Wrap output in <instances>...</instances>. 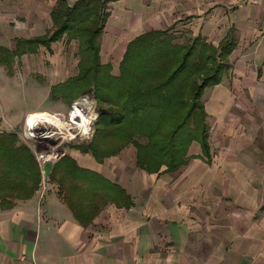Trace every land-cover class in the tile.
Instances as JSON below:
<instances>
[{"label":"crops","instance_id":"1","mask_svg":"<svg viewBox=\"0 0 264 264\" xmlns=\"http://www.w3.org/2000/svg\"><path fill=\"white\" fill-rule=\"evenodd\" d=\"M57 1L0 0V44L13 49L20 37L48 34ZM109 13L100 57L116 71L130 40L150 30L168 29L175 43L195 36L215 46L233 41L220 83L201 94L209 156L195 141L182 166L148 173L134 146L101 163L63 149L126 191L130 204L96 198L92 218L80 221L48 174L31 197L0 205V264H264V0H119ZM58 42L19 56L23 70L43 75L48 92L78 74V62L55 64ZM1 101L0 134L18 132L26 118L32 126L61 121L46 110H25L21 121L6 117Z\"/></svg>","mask_w":264,"mask_h":264},{"label":"trees","instance_id":"2","mask_svg":"<svg viewBox=\"0 0 264 264\" xmlns=\"http://www.w3.org/2000/svg\"><path fill=\"white\" fill-rule=\"evenodd\" d=\"M119 0H58L50 11L52 30L43 36L20 37L13 49L0 44V65L13 72L16 58L34 54L40 47L64 39L78 43L76 76L51 85L54 100L74 103V113L84 118L91 107L90 95L99 106L94 133L77 149L103 162L134 145L138 165L148 173L174 171L186 163L192 142L208 157L206 113L201 94L221 80L233 41L225 37L218 45L200 36L175 43L168 29L141 33L127 44L117 71L100 57V37L109 16L110 3ZM141 139V140H140ZM50 181L59 186L76 218L91 219L102 203L130 204L121 187L66 154L55 162ZM42 181L41 166L18 132L0 134V205L31 197ZM101 203V204H102ZM95 207L90 213L85 209ZM97 207V208H96Z\"/></svg>","mask_w":264,"mask_h":264},{"label":"rangeland","instance_id":"3","mask_svg":"<svg viewBox=\"0 0 264 264\" xmlns=\"http://www.w3.org/2000/svg\"><path fill=\"white\" fill-rule=\"evenodd\" d=\"M57 44H59V48L58 49L55 48V50L56 52L61 51V53L58 54L59 60L55 64L61 68L64 67V64L75 67L79 60L78 48L76 46L73 47L71 43L70 44L66 43L64 40L59 41ZM40 55L41 54H39L37 57L40 58L41 57ZM29 58H30V63H32V59H31L32 57ZM25 64H26L25 57H23V59L19 58L18 60H15L13 66V73L21 74L22 76L20 78L17 77L11 78L10 76H8V74H6L5 68L0 65V97L2 99L1 101L3 107L2 110L5 116L14 117L16 120L21 121L22 118L19 117V114H21V112L25 110L27 111L46 110L51 115L54 114L53 112L60 113L62 116L65 117L64 118L65 120H63L58 116L56 117L55 115H53L61 120L60 123L42 122L41 124H43L42 127L44 129L53 130L62 133V135H60L59 137L55 136V138L54 139L52 138L51 140L45 139L39 142L37 140L36 142L29 141L28 138L24 137V135L27 136V132L25 130L23 131L25 126V122L23 121L22 126L18 131L20 140L31 146L33 152L35 150L34 152L35 159H36V151L46 152V150H50V151L53 150L52 156L55 157L52 159V163L59 161V159L62 158V156L68 154L67 152L66 153L61 152L63 149L66 151L67 149L73 148L80 152L81 150L77 149L76 146H78L80 143L89 142L90 139L92 138V135L94 133V124L96 122V119L98 117L97 114L100 109L99 106L97 105V101H95L94 99V92L86 93L90 95L91 99L90 101H86L85 104L87 103L92 104L86 114L87 117L90 118L88 120L84 118L80 119L77 113L76 114L74 113L75 102H73L72 104L66 103L65 101L63 102L62 100H57L58 102H56L50 95V89L48 92V89L46 87L47 83L44 80H42L44 78L43 75L41 73H38L35 67L34 68L31 67L30 69L28 68L27 70H23L21 67L22 65ZM40 65H42L43 68H45L46 67L45 61L42 60L40 62ZM112 71L113 73L118 72L116 71V68ZM91 115H93L94 117L92 118ZM23 137L25 139H23ZM129 146H134V145L131 144ZM90 156L92 157L91 154ZM189 157L190 156H188V159ZM37 161L39 163V160ZM138 167L142 169L139 165ZM41 175L42 178H44L43 167H41Z\"/></svg>","mask_w":264,"mask_h":264},{"label":"built area","instance_id":"4","mask_svg":"<svg viewBox=\"0 0 264 264\" xmlns=\"http://www.w3.org/2000/svg\"><path fill=\"white\" fill-rule=\"evenodd\" d=\"M53 115L58 116V117L62 118L63 120H65L62 116H60V115H58L56 113H54ZM37 125L40 126V130H36V126L35 127L33 126L31 128L29 126V124L27 123V120H25V126H24L23 131L25 130L27 132V136L24 135V137L28 138L29 141L36 142V140H37L39 142V141H43L45 139L51 140L52 138L54 139L55 136L59 137L60 135H62V133H59V132H56V131H53V130H49V129H47V130L44 129L42 127L43 124H41V123H38ZM31 132H34V133L38 132L39 136H36V138H35V137H33L31 135L32 134ZM24 137H23V139H25ZM34 152H35V150H34ZM52 152H53V150H51V151L50 150H46V152H38V151H36V159L39 160V164H40L41 167H43L44 163L47 162V161L52 162V159L55 157V156H52Z\"/></svg>","mask_w":264,"mask_h":264},{"label":"water","instance_id":"5","mask_svg":"<svg viewBox=\"0 0 264 264\" xmlns=\"http://www.w3.org/2000/svg\"><path fill=\"white\" fill-rule=\"evenodd\" d=\"M36 129L39 130L40 126L36 125ZM52 165H53V163L50 162V161H47V162L44 163V165H43L44 180H46L49 177L48 174H49V172H50V170L52 168Z\"/></svg>","mask_w":264,"mask_h":264},{"label":"bare ground","instance_id":"6","mask_svg":"<svg viewBox=\"0 0 264 264\" xmlns=\"http://www.w3.org/2000/svg\"><path fill=\"white\" fill-rule=\"evenodd\" d=\"M93 117H94V116H93ZM89 118H90V117H87V115L84 116V119H86V120H88ZM86 120H85V121H86ZM30 121H31V120H30ZM30 121H29V123H30ZM29 123H28V124H29ZM37 123H38V122L34 123L33 126L35 127V126L37 125ZM29 126L31 127V125H29ZM33 126H32V127H33ZM32 127H31V128H32ZM31 133H32L31 135H32L33 137H35V138H36V136H39V133H34V132H31ZM90 138H91V137H90Z\"/></svg>","mask_w":264,"mask_h":264}]
</instances>
